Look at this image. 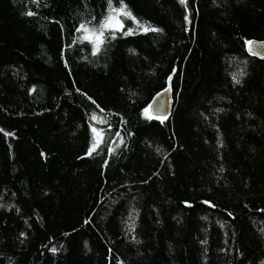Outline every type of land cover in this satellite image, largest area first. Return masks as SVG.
I'll list each match as a JSON object with an SVG mask.
<instances>
[{"label":"trees","instance_id":"trees-1","mask_svg":"<svg viewBox=\"0 0 264 264\" xmlns=\"http://www.w3.org/2000/svg\"><path fill=\"white\" fill-rule=\"evenodd\" d=\"M252 40L264 0H0V264H264Z\"/></svg>","mask_w":264,"mask_h":264},{"label":"water","instance_id":"water-1","mask_svg":"<svg viewBox=\"0 0 264 264\" xmlns=\"http://www.w3.org/2000/svg\"><path fill=\"white\" fill-rule=\"evenodd\" d=\"M245 52L247 55L264 62V41L252 40L246 44ZM171 83L157 93L148 105L150 116L157 121H165L171 118L174 107V96Z\"/></svg>","mask_w":264,"mask_h":264},{"label":"snow or ice","instance_id":"snow-or-ice-1","mask_svg":"<svg viewBox=\"0 0 264 264\" xmlns=\"http://www.w3.org/2000/svg\"><path fill=\"white\" fill-rule=\"evenodd\" d=\"M182 2H183V0H182ZM29 14H31V13H29ZM125 15H127V16H131V13H124ZM112 17H109L108 18V20L106 21V22H104L103 24H102V27H107L108 25H109V23H111V21H112ZM153 31H156L157 29H152ZM147 109H145V112L147 113ZM90 152L92 151V149H90L89 150Z\"/></svg>","mask_w":264,"mask_h":264},{"label":"rangeland","instance_id":"rangeland-1","mask_svg":"<svg viewBox=\"0 0 264 264\" xmlns=\"http://www.w3.org/2000/svg\"><path fill=\"white\" fill-rule=\"evenodd\" d=\"M112 21L111 23H109V25L107 27L109 28H113V29H118L120 27V23L118 22L117 18L112 17Z\"/></svg>","mask_w":264,"mask_h":264}]
</instances>
